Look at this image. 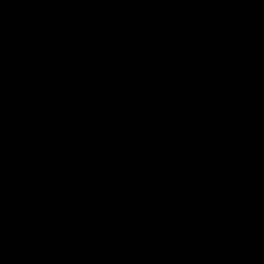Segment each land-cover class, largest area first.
Returning a JSON list of instances; mask_svg holds the SVG:
<instances>
[{
    "label": "water",
    "instance_id": "water-1",
    "mask_svg": "<svg viewBox=\"0 0 264 264\" xmlns=\"http://www.w3.org/2000/svg\"><path fill=\"white\" fill-rule=\"evenodd\" d=\"M0 264H264V0H0Z\"/></svg>",
    "mask_w": 264,
    "mask_h": 264
}]
</instances>
